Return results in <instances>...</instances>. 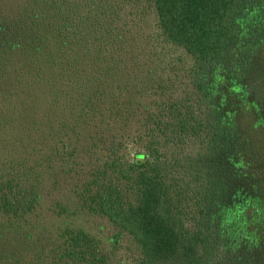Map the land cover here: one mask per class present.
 <instances>
[{
    "label": "trees",
    "instance_id": "1",
    "mask_svg": "<svg viewBox=\"0 0 264 264\" xmlns=\"http://www.w3.org/2000/svg\"><path fill=\"white\" fill-rule=\"evenodd\" d=\"M86 213L264 264V0H0V264H112Z\"/></svg>",
    "mask_w": 264,
    "mask_h": 264
},
{
    "label": "rangeland",
    "instance_id": "2",
    "mask_svg": "<svg viewBox=\"0 0 264 264\" xmlns=\"http://www.w3.org/2000/svg\"><path fill=\"white\" fill-rule=\"evenodd\" d=\"M172 56H180V52L172 51L170 53ZM53 184H52V177H48V185L47 190L53 194V198H66L67 195L70 197L71 200H74L73 195L69 191H65L64 194L59 193V191H52ZM67 194V195H66ZM50 205L51 199L49 200ZM48 224L52 225L54 222L48 219ZM78 226H82L87 230L91 231L95 235H97L100 240L103 242V246L105 251L111 256V263L112 264H135L136 259L139 256V249L137 245L129 238L124 237L121 242L120 246H117L116 249L112 247L109 242V239L114 236L116 233V229L114 226L104 217L101 216H94L89 215L88 213L82 214L80 220H77ZM12 248V247H11ZM13 250V249H12Z\"/></svg>",
    "mask_w": 264,
    "mask_h": 264
}]
</instances>
